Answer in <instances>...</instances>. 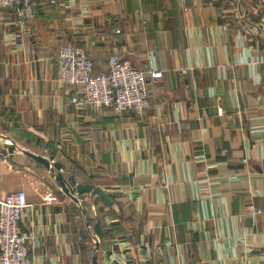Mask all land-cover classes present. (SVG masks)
Instances as JSON below:
<instances>
[{
  "label": "crops",
  "instance_id": "0c3cea01",
  "mask_svg": "<svg viewBox=\"0 0 264 264\" xmlns=\"http://www.w3.org/2000/svg\"><path fill=\"white\" fill-rule=\"evenodd\" d=\"M66 43L96 70L117 53L162 71L147 114L71 103ZM0 133L17 146L0 140V198L26 192L34 264H91L96 221L98 264H264V0H36L24 24L0 8ZM22 150L111 204L59 192Z\"/></svg>",
  "mask_w": 264,
  "mask_h": 264
},
{
  "label": "built area",
  "instance_id": "2783aa9c",
  "mask_svg": "<svg viewBox=\"0 0 264 264\" xmlns=\"http://www.w3.org/2000/svg\"><path fill=\"white\" fill-rule=\"evenodd\" d=\"M47 1L53 4L56 0ZM35 6L36 0H0V8H12L21 24L34 16ZM55 62L58 83L78 86L79 92L70 97L71 103L105 107L116 114L130 111L139 119L151 105L150 81L163 74L152 68L140 69L117 53H110L105 68L96 70L86 49L75 43L60 46ZM29 206L23 189L0 198V264H34L28 244L31 235L20 225Z\"/></svg>",
  "mask_w": 264,
  "mask_h": 264
},
{
  "label": "water",
  "instance_id": "95a60500",
  "mask_svg": "<svg viewBox=\"0 0 264 264\" xmlns=\"http://www.w3.org/2000/svg\"><path fill=\"white\" fill-rule=\"evenodd\" d=\"M0 139L4 141L3 147L1 149V152L4 154H12L16 149L17 146L15 142L9 137L5 136L2 133H0ZM8 140V142H6ZM24 154L29 156L34 161L38 162L39 164H42L47 170L50 171L51 175L54 177L55 181L58 183L61 189H59V192H63L64 194L71 197L74 201H78V195L82 193L89 192L92 195L98 196L101 200L104 202L111 204V199L104 191H102L101 188L98 186H95L91 183H81L77 182L75 177L73 175H69L65 177L61 173L62 169V163L53 160L52 157H46L41 154L33 153L29 150H22ZM94 231V252L91 259V264H98L97 262V249L99 247V238L101 236V230H100V223L99 221H96L93 226Z\"/></svg>",
  "mask_w": 264,
  "mask_h": 264
},
{
  "label": "rangeland",
  "instance_id": "374dc122",
  "mask_svg": "<svg viewBox=\"0 0 264 264\" xmlns=\"http://www.w3.org/2000/svg\"><path fill=\"white\" fill-rule=\"evenodd\" d=\"M0 140H2V139H0ZM59 189H61L60 186H59Z\"/></svg>",
  "mask_w": 264,
  "mask_h": 264
}]
</instances>
